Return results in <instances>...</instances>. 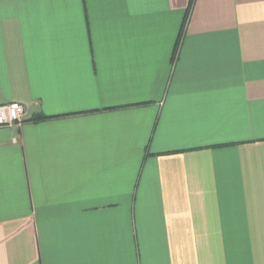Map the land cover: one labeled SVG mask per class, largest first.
<instances>
[{
	"label": "crops",
	"instance_id": "1",
	"mask_svg": "<svg viewBox=\"0 0 264 264\" xmlns=\"http://www.w3.org/2000/svg\"><path fill=\"white\" fill-rule=\"evenodd\" d=\"M0 0V264H264V0Z\"/></svg>",
	"mask_w": 264,
	"mask_h": 264
},
{
	"label": "built area",
	"instance_id": "2",
	"mask_svg": "<svg viewBox=\"0 0 264 264\" xmlns=\"http://www.w3.org/2000/svg\"><path fill=\"white\" fill-rule=\"evenodd\" d=\"M25 107L19 102L0 105V126L13 125L22 121Z\"/></svg>",
	"mask_w": 264,
	"mask_h": 264
},
{
	"label": "trees",
	"instance_id": "3",
	"mask_svg": "<svg viewBox=\"0 0 264 264\" xmlns=\"http://www.w3.org/2000/svg\"><path fill=\"white\" fill-rule=\"evenodd\" d=\"M193 2H194V0H190L189 6H192Z\"/></svg>",
	"mask_w": 264,
	"mask_h": 264
}]
</instances>
